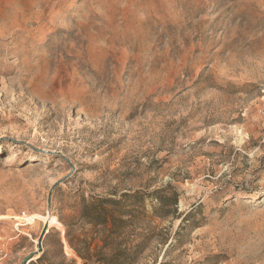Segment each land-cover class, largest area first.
<instances>
[{
  "label": "rangeland",
  "instance_id": "rangeland-1",
  "mask_svg": "<svg viewBox=\"0 0 264 264\" xmlns=\"http://www.w3.org/2000/svg\"><path fill=\"white\" fill-rule=\"evenodd\" d=\"M166 185L195 227L138 264H264V0H0V264L45 223L26 264H83V200Z\"/></svg>",
  "mask_w": 264,
  "mask_h": 264
},
{
  "label": "trees",
  "instance_id": "trees-1",
  "mask_svg": "<svg viewBox=\"0 0 264 264\" xmlns=\"http://www.w3.org/2000/svg\"><path fill=\"white\" fill-rule=\"evenodd\" d=\"M178 199L179 193L174 187L166 185L151 191L132 189L114 197L83 200L78 218L97 229L99 237L92 240L95 248L90 249V242L81 249L77 248L68 228L65 238L83 264H138L149 246L154 245L158 252L162 245H171L172 240L181 236L180 230L173 235L163 231L160 226L163 220L180 219V229L195 227V221L189 220L193 211L179 212ZM126 225L131 227L130 239H127ZM90 251L97 253L89 255Z\"/></svg>",
  "mask_w": 264,
  "mask_h": 264
},
{
  "label": "water",
  "instance_id": "water-1",
  "mask_svg": "<svg viewBox=\"0 0 264 264\" xmlns=\"http://www.w3.org/2000/svg\"><path fill=\"white\" fill-rule=\"evenodd\" d=\"M57 183H58V182H57ZM57 183H55V184L53 185V187H55V185H56ZM53 187H52V188H53ZM46 228H47V224L45 223V224L43 225V228H42L41 233H40L39 238H38V247H37V251H36V252H33V253L29 254L27 257H25V259H24V261H23V264H26L27 262H29V260L32 258L33 255H35V254H37L38 252L41 251V242H42V238H43V236H44V234H45Z\"/></svg>",
  "mask_w": 264,
  "mask_h": 264
},
{
  "label": "bare ground",
  "instance_id": "bare-ground-1",
  "mask_svg": "<svg viewBox=\"0 0 264 264\" xmlns=\"http://www.w3.org/2000/svg\"><path fill=\"white\" fill-rule=\"evenodd\" d=\"M10 157H11V156L9 155V156L6 158V160H9V159H10Z\"/></svg>",
  "mask_w": 264,
  "mask_h": 264
}]
</instances>
